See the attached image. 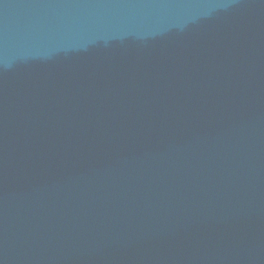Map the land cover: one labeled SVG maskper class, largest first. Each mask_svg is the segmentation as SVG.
<instances>
[{"label": "water", "instance_id": "1", "mask_svg": "<svg viewBox=\"0 0 264 264\" xmlns=\"http://www.w3.org/2000/svg\"><path fill=\"white\" fill-rule=\"evenodd\" d=\"M0 264H264V0H0Z\"/></svg>", "mask_w": 264, "mask_h": 264}]
</instances>
